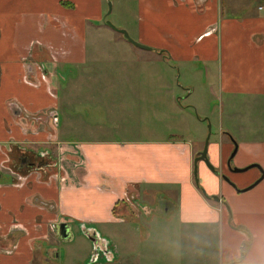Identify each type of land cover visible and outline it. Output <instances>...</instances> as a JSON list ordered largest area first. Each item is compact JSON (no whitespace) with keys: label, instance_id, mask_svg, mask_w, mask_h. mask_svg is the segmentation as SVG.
<instances>
[{"label":"crops","instance_id":"1","mask_svg":"<svg viewBox=\"0 0 264 264\" xmlns=\"http://www.w3.org/2000/svg\"><path fill=\"white\" fill-rule=\"evenodd\" d=\"M253 1L135 0L123 27L151 50L116 43L130 68L108 83L164 92V77L133 71L170 61L187 100L189 77L219 98L211 168L199 162L196 181L208 122H187L182 90L167 97L183 124L142 140L93 137L73 105L100 79L88 36L104 31L106 0H0V264H73L74 229L99 234L112 264H264V6Z\"/></svg>","mask_w":264,"mask_h":264},{"label":"rangeland","instance_id":"2","mask_svg":"<svg viewBox=\"0 0 264 264\" xmlns=\"http://www.w3.org/2000/svg\"><path fill=\"white\" fill-rule=\"evenodd\" d=\"M253 3L256 8L260 5L264 6V0H254ZM110 4L112 5V12L108 15ZM106 8L107 10L103 20L99 21V24L104 26V31L102 30L88 36L89 46L93 47L95 45H100L101 47L96 52L92 49V51H90L92 60H100L98 61L99 64L95 65L97 62L89 63L91 69H93V73L90 74L99 77V82L95 84H83L84 89L80 96L82 104L77 105L76 102L73 103V105L77 107V110L78 108H83L81 114L86 122V126L95 130L91 131L92 136L103 139L117 138L118 140L125 141L129 139L142 140L153 133H158L160 136L172 135L170 132L171 128H176L177 125L181 126L183 124V119L180 121V116L176 114V106L172 104V99H168L167 97L169 90H172L174 93L182 90L185 94H181L180 101L185 107H187V105H192L190 107L191 112H189V114H191V119L187 118V122L191 123V120L200 118L203 120L205 119V121L208 122V134H210L209 125H211L212 134V121L214 122L215 117L221 112V108H219V98H215V96L211 97L208 91L207 98H205L203 80L196 77H189V82L197 88V91L196 94L187 100L185 96H187L188 92L184 91L187 78H185L183 71V75L181 76L179 72L176 74V65L170 61L169 65H166L163 63L154 64L151 60V66L149 68L145 70L142 68V70H139L135 67L133 71L134 75L142 77L149 78L156 75L164 77L165 79H163L164 81L161 84L163 87L165 86L164 92H162V88H160V90L157 89V85L159 86V84L147 83L142 90L143 93L136 96L134 94L136 93L134 89L125 87L126 83L112 85L107 82L111 77L125 79V77L128 76L126 74L130 68V63L128 62L129 60L124 58H131V56L121 49L120 46L116 45V43L126 45L129 41L118 32L109 28L105 24V21H110L118 29L123 30H125L123 27L124 24L133 26L136 18V2L135 0H106ZM92 22L94 24L97 23L96 20ZM130 44L131 43L128 45ZM137 67L139 66L137 65ZM151 80H153V78L148 79V81ZM93 85L94 91L92 90ZM72 87L76 89V83H73ZM214 88L217 90V87ZM63 97L64 96H62V98ZM154 100H156L155 105L151 104ZM62 102H65V100L63 101L62 99ZM205 113L208 114L204 115ZM206 117L209 118L207 119ZM74 232L75 238L73 244L77 247L79 254H82V258H73V264H112L108 262L109 260L102 250L94 249L95 246L91 240L86 236L84 239L81 234L77 232V229H74ZM156 234L155 232L153 238L159 236ZM80 244L86 246L87 249L84 250ZM64 250L65 246L62 245L61 256L65 254ZM93 250L97 253L92 254ZM98 257L101 259L100 262L97 261L99 259Z\"/></svg>","mask_w":264,"mask_h":264},{"label":"water","instance_id":"3","mask_svg":"<svg viewBox=\"0 0 264 264\" xmlns=\"http://www.w3.org/2000/svg\"><path fill=\"white\" fill-rule=\"evenodd\" d=\"M111 12H112V5L110 4L108 15L111 14ZM105 24L109 28H111L112 30L121 34L127 41H129L135 47L143 49V50H151V48L144 46V45L138 43L137 41L133 40L132 37L129 35V33L126 30L118 29L110 21H105ZM209 129H210V134H211V125H209ZM210 134H209L208 139L206 141L205 148L203 149V151H201L199 153V155L197 156V158L194 161V167H195L194 174H195L196 181H198V164H199V162L204 161L211 168V166L208 162V158H207L208 157V143H209ZM214 199L220 201L219 198H214ZM58 232L64 240H68L69 237L71 236L70 228L66 224H62L60 227H58ZM85 235L89 240H91L93 242L96 249H100L99 247H101L102 244H97L98 240L100 239L99 234H97L96 232L90 233L89 231H87L85 233ZM102 251L105 253V256L108 258L109 254H108L107 250L102 249Z\"/></svg>","mask_w":264,"mask_h":264},{"label":"built area","instance_id":"4","mask_svg":"<svg viewBox=\"0 0 264 264\" xmlns=\"http://www.w3.org/2000/svg\"><path fill=\"white\" fill-rule=\"evenodd\" d=\"M63 154H65V151L63 152ZM63 154H62V155H63ZM62 161H63V159L60 158V159H59V166H60L61 170L64 171V168H63V166H62ZM64 180H65V179H64ZM64 180H63V181H64Z\"/></svg>","mask_w":264,"mask_h":264},{"label":"trees","instance_id":"5","mask_svg":"<svg viewBox=\"0 0 264 264\" xmlns=\"http://www.w3.org/2000/svg\"><path fill=\"white\" fill-rule=\"evenodd\" d=\"M165 58H167V57H165Z\"/></svg>","mask_w":264,"mask_h":264},{"label":"flooded vegetation","instance_id":"6","mask_svg":"<svg viewBox=\"0 0 264 264\" xmlns=\"http://www.w3.org/2000/svg\"><path fill=\"white\" fill-rule=\"evenodd\" d=\"M95 261V260H94Z\"/></svg>","mask_w":264,"mask_h":264}]
</instances>
